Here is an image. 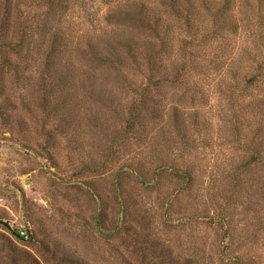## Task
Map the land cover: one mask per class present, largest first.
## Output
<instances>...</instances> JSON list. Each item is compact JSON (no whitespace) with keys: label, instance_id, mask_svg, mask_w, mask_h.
Segmentation results:
<instances>
[{"label":"rangeland","instance_id":"obj_1","mask_svg":"<svg viewBox=\"0 0 264 264\" xmlns=\"http://www.w3.org/2000/svg\"><path fill=\"white\" fill-rule=\"evenodd\" d=\"M0 221V264H264V0H0Z\"/></svg>","mask_w":264,"mask_h":264},{"label":"built area","instance_id":"obj_2","mask_svg":"<svg viewBox=\"0 0 264 264\" xmlns=\"http://www.w3.org/2000/svg\"><path fill=\"white\" fill-rule=\"evenodd\" d=\"M21 238H28V233L26 231L21 232Z\"/></svg>","mask_w":264,"mask_h":264},{"label":"water","instance_id":"obj_3","mask_svg":"<svg viewBox=\"0 0 264 264\" xmlns=\"http://www.w3.org/2000/svg\"><path fill=\"white\" fill-rule=\"evenodd\" d=\"M0 224H3L4 226H6L7 228H10V225L4 221H0Z\"/></svg>","mask_w":264,"mask_h":264},{"label":"trees","instance_id":"obj_4","mask_svg":"<svg viewBox=\"0 0 264 264\" xmlns=\"http://www.w3.org/2000/svg\"><path fill=\"white\" fill-rule=\"evenodd\" d=\"M18 237H21L20 234H17Z\"/></svg>","mask_w":264,"mask_h":264}]
</instances>
